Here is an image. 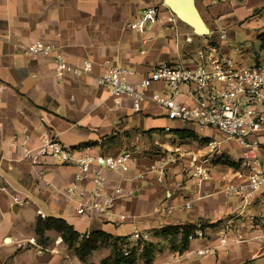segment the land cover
Masks as SVG:
<instances>
[{"label":"crops","instance_id":"0c3cea01","mask_svg":"<svg viewBox=\"0 0 264 264\" xmlns=\"http://www.w3.org/2000/svg\"><path fill=\"white\" fill-rule=\"evenodd\" d=\"M193 3L209 31L206 34H197L177 16L175 24L159 21L144 32L129 28L141 10L151 6H161L162 17L173 14L164 0H0V174L7 186L0 193V264H85L54 231L47 232L45 245L38 242V211L45 218L67 221L82 234L102 230L128 237L131 245L138 241L132 238L138 230L157 244L150 264H264V190L249 198L243 191H226L228 185L238 188L247 182L246 149L215 129L169 120L150 101L135 112L129 98L112 97L95 83L105 65L133 69L135 81L161 62L195 67L196 47L200 46L243 65L264 62L260 38L264 0ZM223 32L226 38L221 39ZM244 32L251 44L236 51L232 41ZM38 40L54 44L72 67L80 69L85 61L91 62L92 71L68 72L60 81L53 61L17 49L19 42ZM163 89L154 84L150 92ZM181 100L188 102L185 95ZM44 129L68 147L89 144L96 153L116 155L129 149L135 154L136 161L125 178L108 174L110 186L124 187L118 211L131 215L132 220L114 224L75 214L63 196L64 187L73 180L74 167H33L12 146L13 138L23 131L35 141ZM213 139L220 142L222 156L212 160V178L197 184L190 178L192 159H204ZM257 140L256 153L264 156V134ZM161 158L167 160L162 183L152 173ZM42 168L48 187L36 180L35 173ZM138 174L145 177L133 178ZM186 202L191 203L190 209L182 207ZM166 206L173 210L161 211ZM27 209L30 217L25 215ZM178 225L195 226L204 238L190 240L181 251L180 234L174 238L154 235L160 228ZM222 238L226 243L220 242ZM200 250L204 252L198 254ZM109 253L104 248L98 259L92 260V254L89 262L100 264Z\"/></svg>","mask_w":264,"mask_h":264},{"label":"built area","instance_id":"2783aa9c","mask_svg":"<svg viewBox=\"0 0 264 264\" xmlns=\"http://www.w3.org/2000/svg\"><path fill=\"white\" fill-rule=\"evenodd\" d=\"M162 12L161 6L145 8L128 26L131 30L144 32L159 21L166 24L177 22L174 14L162 17ZM219 37L226 38V33L223 32ZM17 49L22 53L53 61L55 75L60 81L65 79L68 72L80 74L91 72L93 68L89 61H85L80 69L72 67L58 48L49 42H19ZM213 51L210 48L200 50L195 67L161 62L138 81L133 80L136 72L129 67L105 65L103 72L96 76L95 83L112 97L129 98L135 112H140L144 103L150 101L169 120L192 122L200 129H215L236 140L246 149L243 164L247 171V182L238 188L228 185L226 191L228 194L243 191L246 198H249L252 193L264 190V156L256 153L260 148L257 136L264 134V62L247 66L232 58H220L212 54ZM154 84L163 85V91L150 92ZM183 95L188 102L181 100ZM220 145L218 140H210L208 155L202 160L192 159L191 180L200 184L212 178V160L222 156ZM12 146L20 149L22 159L33 167L50 164L74 167L73 180L64 187L63 196L71 203L77 216L114 224L133 219L131 215L118 211L125 194L124 187L121 184L110 186L108 177L112 173L125 178L130 173L136 161L131 150L126 149L114 155L96 153L91 145L72 148L64 145L47 129L35 141L28 132L23 131L13 138ZM166 164L167 160L161 158L152 170L161 183L166 177ZM45 175L44 168L35 173L38 184L48 187L50 182ZM144 177L145 174H138L133 178ZM5 191L7 186L0 174V193ZM182 207L190 209L191 203L186 202ZM172 210V207L166 206L161 211L170 213ZM38 213L45 218L41 211ZM132 238L147 239L138 230L133 232ZM203 238L201 230H195L188 236L189 241ZM220 242L224 244L226 239L222 238ZM203 252L200 250L198 254Z\"/></svg>","mask_w":264,"mask_h":264},{"label":"trees","instance_id":"16d2710c","mask_svg":"<svg viewBox=\"0 0 264 264\" xmlns=\"http://www.w3.org/2000/svg\"><path fill=\"white\" fill-rule=\"evenodd\" d=\"M260 38L264 43V34ZM225 162L231 166H236L235 163L228 160ZM196 229L195 226L187 225L166 226L156 230L154 235L165 238L172 236L174 238L175 235L180 234V250L182 251L188 246V236ZM48 231H54L60 235L68 249L73 250L76 256L85 264L94 251L103 247L109 248L110 253L101 260L100 264H137L140 260H143L145 264H150L154 259V252L157 248V244L148 240H138L136 244L131 245L128 237L114 236L102 230L82 234L63 219L38 217L35 232L41 245L48 242Z\"/></svg>","mask_w":264,"mask_h":264},{"label":"water","instance_id":"95a60500","mask_svg":"<svg viewBox=\"0 0 264 264\" xmlns=\"http://www.w3.org/2000/svg\"><path fill=\"white\" fill-rule=\"evenodd\" d=\"M164 5L180 20L190 25L197 34L209 32L193 0H164Z\"/></svg>","mask_w":264,"mask_h":264},{"label":"rangeland","instance_id":"374dc122","mask_svg":"<svg viewBox=\"0 0 264 264\" xmlns=\"http://www.w3.org/2000/svg\"><path fill=\"white\" fill-rule=\"evenodd\" d=\"M263 8H264V7H262V9H263ZM262 9H261V10H257L256 12L260 13V12H262ZM245 34H246V32H244L243 35H242L241 37H239V38H237L236 40H233V41H232V43L234 44V48L236 49V51H241V50L244 51V49H245L247 46H250L251 41L248 40L247 38H245ZM253 48H254V50H255V47H253ZM200 50H204V48L201 47V46H200V47H196V53H197L196 55H197V58H198V52H199ZM27 211H28V212H26L25 215L28 216V217H30V215H31V210L29 211V209H27ZM20 217H21V215H20ZM52 233H54V232H52ZM104 248H105V247L100 248V249H98L96 252L92 253L93 255H92L91 259H92V260H96V259H98V257L104 253ZM86 264H92V263H90L89 260H88Z\"/></svg>","mask_w":264,"mask_h":264}]
</instances>
